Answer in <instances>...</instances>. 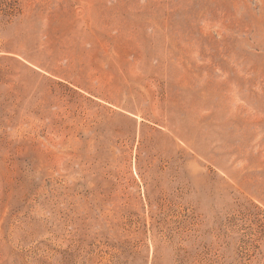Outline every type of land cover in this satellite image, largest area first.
Segmentation results:
<instances>
[{
    "label": "rangeland",
    "instance_id": "obj_1",
    "mask_svg": "<svg viewBox=\"0 0 264 264\" xmlns=\"http://www.w3.org/2000/svg\"><path fill=\"white\" fill-rule=\"evenodd\" d=\"M0 264H264V0H0Z\"/></svg>",
    "mask_w": 264,
    "mask_h": 264
}]
</instances>
